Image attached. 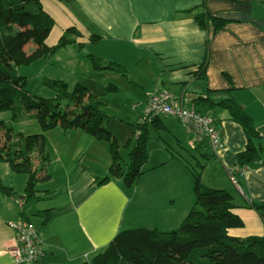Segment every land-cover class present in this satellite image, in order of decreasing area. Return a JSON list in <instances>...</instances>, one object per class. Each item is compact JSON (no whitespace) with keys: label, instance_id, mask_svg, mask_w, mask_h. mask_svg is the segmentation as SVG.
<instances>
[{"label":"crops","instance_id":"0c3cea01","mask_svg":"<svg viewBox=\"0 0 264 264\" xmlns=\"http://www.w3.org/2000/svg\"><path fill=\"white\" fill-rule=\"evenodd\" d=\"M40 1L54 19L53 27L58 26V39L69 27L81 33L76 40L83 42V47L72 51L67 60L76 62L73 69L81 73L74 77L75 84L89 89V83L82 81L88 77L89 81L93 78V85L102 82L105 88L114 84L120 89L119 85L127 84L121 75L95 71L87 54L119 63L141 90L134 92L138 102L133 104L143 106L154 90L167 88L183 106L195 107L213 118L223 147L213 150L200 143L190 149L187 128L176 125L172 116L160 115L156 124L148 122L147 126L148 132L150 127L156 130L148 138L158 152L148 154L142 174L126 186L122 178L112 176L100 183L111 162L105 141L104 145L103 140L79 129H67L65 136L70 132L68 139L73 144L70 149H86L95 155L102 152L104 163H51L50 178L37 182L35 198L27 201L22 197L27 174L15 173L7 163H0V183L12 190L9 195L0 191V264H13L9 253L15 244V232L9 226L12 221H29L36 226L45 249L43 264H84L119 230L144 226L175 229L194 205L193 171L200 172L204 186L231 194V210L244 224L230 228V234L262 235L264 219L247 204L264 202V165L238 172L237 153L244 150L247 140L242 126L231 119L227 109L208 107L197 98L209 97L216 102L232 95L253 120L259 133L256 141L264 151V5L259 0ZM203 1L209 15L226 21L216 31L211 22L201 27L194 18ZM50 33L46 43L53 45L56 42L49 41ZM90 35L100 39L90 43ZM206 57L205 77L196 76ZM62 80H66L63 75ZM138 113L141 122L142 108ZM159 130L176 140L184 135L189 154L182 156L172 148L174 152L168 153ZM230 172H234L237 184L230 181ZM46 209L51 217L42 223L44 217L38 212Z\"/></svg>","mask_w":264,"mask_h":264},{"label":"trees","instance_id":"16d2710c","mask_svg":"<svg viewBox=\"0 0 264 264\" xmlns=\"http://www.w3.org/2000/svg\"><path fill=\"white\" fill-rule=\"evenodd\" d=\"M194 18L201 27L211 22L214 31L226 22L209 15L204 9V1ZM53 25L54 19L43 9L40 0H0V112H10L8 122L0 121V162L7 163L15 173L27 174L22 197L25 201L33 199L36 183L47 181L51 176L44 132L55 127L79 129L107 143L111 162L108 175L100 183L112 176L122 178L124 185L131 186L142 174V165L148 158L144 148L148 122L156 124L159 116L135 124V130L125 144L128 146L133 139L129 162L122 163L117 139L104 127L108 119L98 95L80 83L69 88L66 82L57 79L43 80L55 91L51 98L38 97L27 91V80L20 74V66L40 58L47 59L69 44L78 49L84 45L76 40L81 33L74 27L67 28L55 44L48 45L46 38ZM99 39L98 35H90L88 42L96 43ZM29 41L34 47L26 52L24 47ZM87 58L95 71L116 72L137 86L123 65L91 54H87ZM206 67L207 57L195 75L204 78ZM106 90L116 92L119 88L108 84ZM197 101L208 107L227 109L231 119L242 126L247 140L244 150L237 153L238 172L264 165V151L256 141L259 133L251 117L232 95L216 102L209 97H199ZM22 116L35 119L40 132H15L13 123ZM193 173L194 205L177 228L161 230L148 226L119 230L84 264H264V233L246 237L230 234V228L244 224L231 210V194L204 186L200 172ZM0 191L7 195L12 192L1 183ZM247 206L264 219V202H250ZM38 213L44 217L42 223L51 217L49 209Z\"/></svg>","mask_w":264,"mask_h":264},{"label":"rangeland","instance_id":"374dc122","mask_svg":"<svg viewBox=\"0 0 264 264\" xmlns=\"http://www.w3.org/2000/svg\"><path fill=\"white\" fill-rule=\"evenodd\" d=\"M58 26L55 25L51 31V35L49 36L50 40H55L57 42L58 37L56 36V30ZM62 35V34H61ZM33 42L29 41L25 45L24 49L26 52H29L32 49ZM76 53L80 51L78 48H74L73 46H67L59 49L53 56L49 59L40 58L29 65H22L19 67V72L21 75L26 77V89L31 94L43 97V98H51L54 96V90L47 86L43 80L45 79H57L62 80V75L66 80L64 82L68 83L69 88L74 86V77L80 76L81 73L77 70L73 69V65L76 67V62H67L70 58L71 52ZM74 70V71H73ZM130 76V75H129ZM124 81L127 83L126 86L119 85L120 89L118 91H107L104 84L102 82L93 85L92 80H88V77H82V81L88 82V87L91 91L95 92L100 96V99L104 102L102 109L108 119L104 124V127L114 135L117 139L118 143V152L121 157L122 163H125L129 159V152L133 146V139L126 146V142L128 137L132 134L131 131L135 129V124L139 122V113L142 106H138L137 109H133V103H137L138 101L134 99V92H140V88L131 84L127 81L123 76H121ZM95 79V78H94ZM100 80L99 78L96 79ZM166 116V115H163ZM173 117V116H172ZM1 120L4 122H8L10 119V112L3 111L0 115ZM175 118V117H174ZM173 119V118H172ZM176 119V120H175ZM173 119L176 125L184 126L177 118ZM134 124V125H133ZM185 127V126H184ZM186 128V127H185ZM13 129L15 132H19L22 134H30V133H38L40 132V127L35 119L30 118L28 116H22L16 122L13 123ZM71 131V130H68ZM156 130L153 128H149L148 135L150 133H154ZM162 134L161 139L166 143V147L169 152L172 149H176L175 153L188 155L190 149H188L186 144V139L184 135H179L178 141L167 134L165 131L159 130ZM60 127H55L50 130L44 132L45 135V150L48 153L49 163H67L69 166H74L76 163H104V156L102 152L100 154H94L92 151L88 152L86 149H80L79 151H74L70 149L73 144L69 141L68 138L70 132H66ZM131 133V134H130ZM130 134V135H129ZM155 134V133H154ZM129 135V136H128ZM104 145L106 144L104 141L101 142ZM157 145L151 141V139H147L144 148L148 154L152 153L156 155L158 149ZM174 152V151H173ZM172 152V153H173ZM166 153V152H165ZM96 158L95 160H91L89 156ZM99 160V161H98ZM5 163V162H0ZM147 163H151L148 161ZM148 220H153V217H148ZM144 221L141 224H145ZM140 224V223H139ZM148 227V226H144Z\"/></svg>","mask_w":264,"mask_h":264},{"label":"built area","instance_id":"2783aa9c","mask_svg":"<svg viewBox=\"0 0 264 264\" xmlns=\"http://www.w3.org/2000/svg\"><path fill=\"white\" fill-rule=\"evenodd\" d=\"M259 1L264 5V0ZM137 106L133 104L132 108ZM142 113L143 119L160 115L177 118L191 134L188 140L190 149H196L200 143H207L213 150L223 147L222 136L213 118L195 107L183 106L167 88L154 90L143 104ZM229 178L237 184L234 172L229 173ZM9 226L15 232V244L9 248L13 264H43L45 249L38 238L36 226L22 220L12 221Z\"/></svg>","mask_w":264,"mask_h":264}]
</instances>
